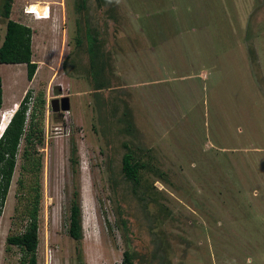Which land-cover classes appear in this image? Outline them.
Listing matches in <instances>:
<instances>
[{
    "label": "rangeland",
    "instance_id": "rangeland-1",
    "mask_svg": "<svg viewBox=\"0 0 264 264\" xmlns=\"http://www.w3.org/2000/svg\"><path fill=\"white\" fill-rule=\"evenodd\" d=\"M78 2L12 8L33 29L38 69L29 80L26 64H0V135L29 91L30 106L39 93L47 104L43 145L25 160L22 141L0 215V264H21L7 239L25 232L36 187L38 264H121L128 249L135 264H264V0H87L82 12ZM32 4L49 14L27 13ZM6 25L0 12V47ZM88 28L103 43L100 77ZM100 78L107 86L97 91ZM64 98L70 111L54 113L52 100ZM127 142L159 173H144L154 201L125 181ZM74 180L81 242L68 233Z\"/></svg>",
    "mask_w": 264,
    "mask_h": 264
},
{
    "label": "trees",
    "instance_id": "trees-1",
    "mask_svg": "<svg viewBox=\"0 0 264 264\" xmlns=\"http://www.w3.org/2000/svg\"><path fill=\"white\" fill-rule=\"evenodd\" d=\"M78 11L82 12L87 9V0H78ZM15 0L1 1V16L7 20V33L5 39L0 47V64L20 65L26 64L28 67V79L32 80L38 69V64L33 61V29L27 25L21 24L11 19L12 8ZM79 26V31H81ZM88 41V51L90 56V65L92 69L97 72L99 77L105 71V61L100 56L102 41L94 29H87L86 32ZM77 45H81V40H77ZM67 60H65L66 62ZM65 62L63 67L65 68ZM98 79L96 81V89L102 90L107 86V83ZM3 82L0 76V115L3 110ZM33 92L29 91L18 106L11 122L5 130L0 139V215L2 214L5 205L15 169L18 162V157L21 153L22 141H25L23 159H31L32 151H37L39 146L44 142L45 131V108L46 98L43 93H39L35 99L33 107H30V98ZM124 121H127V128L123 131L133 133V122L129 118V114H125ZM126 117V118H125ZM130 120V121H128ZM126 153L123 157L122 172L125 181L131 184L133 192L142 201H154L153 194L149 187L143 189L144 173L151 172L159 174L155 171L154 166L149 160H145V153L140 146L133 147L132 145L124 143ZM73 156L71 158L72 170H78L79 161L75 158L76 148L72 149ZM41 158H35L33 161V168L37 171L41 168ZM76 173V172H75ZM78 177V175H77ZM79 181H73V196L70 199L69 215H68V233L74 240L81 242L83 240V226H82V208L80 195ZM143 189V190H141ZM35 195L30 205L27 206L25 214H28L29 224L25 228V232L21 234L11 235L7 239L9 246H15L22 250L23 257L21 264H38L37 260V246L39 243V210L41 204V194L36 187ZM119 224L126 230L127 221L119 220ZM139 255L128 249L124 253V260L121 264H135ZM142 264V263H139Z\"/></svg>",
    "mask_w": 264,
    "mask_h": 264
},
{
    "label": "water",
    "instance_id": "water-1",
    "mask_svg": "<svg viewBox=\"0 0 264 264\" xmlns=\"http://www.w3.org/2000/svg\"><path fill=\"white\" fill-rule=\"evenodd\" d=\"M51 107H52V111L54 113H58V112H61V111L62 112L70 111V109H71V100H70V98H64V99H62L61 102L58 99L52 100Z\"/></svg>",
    "mask_w": 264,
    "mask_h": 264
},
{
    "label": "bare ground",
    "instance_id": "bare-ground-1",
    "mask_svg": "<svg viewBox=\"0 0 264 264\" xmlns=\"http://www.w3.org/2000/svg\"><path fill=\"white\" fill-rule=\"evenodd\" d=\"M29 12H31V13H33L34 15H48L49 14V11H50V8H49V6H46V5H44V6H42V5H39V4H32V6L29 8ZM17 108H18V106H17ZM17 110V109H16ZM16 110L15 111H13L12 113H11V115L7 118V120H8V123H10V119L13 117V114L16 112ZM2 115V114H1ZM0 119H1V117H0ZM9 125V124H8ZM7 127V126H6ZM6 129V128H5ZM5 131V130H4ZM3 131V132H4Z\"/></svg>",
    "mask_w": 264,
    "mask_h": 264
},
{
    "label": "clouds",
    "instance_id": "clouds-1",
    "mask_svg": "<svg viewBox=\"0 0 264 264\" xmlns=\"http://www.w3.org/2000/svg\"><path fill=\"white\" fill-rule=\"evenodd\" d=\"M32 14V13H31ZM50 16V15H49ZM36 17V16H35ZM3 111V110H2ZM17 111V110H16ZM67 112H69V111H67ZM1 114H2V112H1ZM15 114V113H14ZM14 114H13V116H14ZM0 117H1V115H0ZM13 118V117H12ZM12 118L10 119V122H11V120H12ZM10 124V123H9ZM8 127V126H7ZM7 129V128H6ZM5 129V130H6ZM5 132V131H4ZM4 132L0 135V139L2 138V136H3V134H4Z\"/></svg>",
    "mask_w": 264,
    "mask_h": 264
},
{
    "label": "crops",
    "instance_id": "crops-1",
    "mask_svg": "<svg viewBox=\"0 0 264 264\" xmlns=\"http://www.w3.org/2000/svg\"><path fill=\"white\" fill-rule=\"evenodd\" d=\"M35 16H37V15H35ZM22 24H24V23H22ZM25 25H27V24H25ZM28 26V25H27ZM34 52V51H33ZM2 82H3V78H2ZM18 106V105H17ZM17 106H13V107H15V109H17Z\"/></svg>",
    "mask_w": 264,
    "mask_h": 264
},
{
    "label": "built area",
    "instance_id": "built-area-1",
    "mask_svg": "<svg viewBox=\"0 0 264 264\" xmlns=\"http://www.w3.org/2000/svg\"><path fill=\"white\" fill-rule=\"evenodd\" d=\"M27 13H30V12H29V11H27ZM30 104H31V101H30ZM33 105H34V103H33ZM33 105H32V106H33ZM32 106H30V107L32 108Z\"/></svg>",
    "mask_w": 264,
    "mask_h": 264
}]
</instances>
